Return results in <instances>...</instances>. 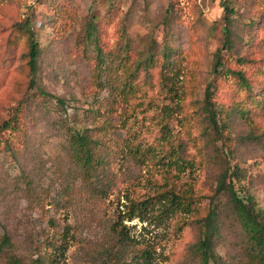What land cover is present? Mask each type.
Segmentation results:
<instances>
[{"label": "rangeland", "instance_id": "1", "mask_svg": "<svg viewBox=\"0 0 264 264\" xmlns=\"http://www.w3.org/2000/svg\"><path fill=\"white\" fill-rule=\"evenodd\" d=\"M26 17L40 47L35 75L20 31ZM117 49L132 66L135 90L113 112L112 124L96 129L86 109L109 94L107 67ZM219 51L227 67L246 59L249 86L215 73ZM152 54L159 63H147ZM166 58L172 90L161 76ZM37 84L64 102L37 92ZM209 84L226 142L203 119ZM22 95L23 141L15 152L0 149V264L116 263L114 252L122 246L112 226L125 213L126 195L158 193L168 176L159 156L140 160L132 147H168L165 136L174 137L190 163L177 187L192 185L199 213L155 218L161 205L156 201L148 218L125 220L127 255L151 243L153 255L144 264H206L198 249L204 226L197 219L213 209L216 259L208 264H252L251 242L231 197L217 186L226 167L238 165L244 174L238 191L253 194L264 208V0H0V119ZM240 106L247 107L244 116ZM90 127L103 140L94 149L102 161L95 158L87 168L70 139L74 129Z\"/></svg>", "mask_w": 264, "mask_h": 264}, {"label": "trees", "instance_id": "2", "mask_svg": "<svg viewBox=\"0 0 264 264\" xmlns=\"http://www.w3.org/2000/svg\"><path fill=\"white\" fill-rule=\"evenodd\" d=\"M228 10H233L232 7L226 5ZM227 40L230 41V29L227 26ZM20 31L26 37V43L28 50L26 51V60L30 73L36 74L38 70V58L40 53V47L38 40L34 37V31L30 27V18L26 17L20 25ZM93 32H90L89 38H93ZM101 49V47H100ZM100 54V52H99ZM102 56V55H100ZM167 57V56H166ZM101 58V57H100ZM114 62H110L107 67V79L106 85L109 89V94L106 97H97L93 104L86 109V115L93 118V126L98 128L100 123L101 130L107 128V125L111 123L112 114L114 111L120 109L122 103L128 102L131 93L135 90L133 83L130 81L132 74V66L128 61V57L123 55L121 49H117L114 52ZM152 64L159 63V58H155L154 55H150L147 59V63ZM237 62L239 65L236 67L226 66L225 60L222 58L220 51L217 54L216 62L214 64V71L217 75H228L231 74L238 79L243 86H249V78L246 75L242 64L246 62L244 57H238ZM118 63V64H117ZM117 64V65H112ZM241 64V65H240ZM121 67L120 72H118ZM168 59H164L161 62V76L164 82L165 89L172 90V84L170 78L173 75L171 73ZM99 74V70H95L94 73ZM35 85L34 77L29 79L28 86L32 87ZM212 85H207L205 92V104L203 109L205 114L203 116L204 122H207V126L213 129L216 137L223 138L226 142L228 140L224 135V123L221 117L222 112L215 107V103L212 101L213 90ZM37 92L43 95L55 96L59 102H64L63 98L54 95L47 91L40 85H36ZM120 96V98H118ZM26 97L24 95L17 97L15 101L9 105L5 110V115L0 119V149H8L15 152L22 143L23 135H25L24 123L19 115L20 110L24 107ZM117 106L115 107V105ZM104 108L106 110H104ZM169 108L173 111L176 110L177 105L174 102L169 103ZM110 109V110H108ZM121 112H125L124 107ZM247 107L240 106L239 113L241 115L246 114ZM221 118V119H220ZM112 124V123H111ZM90 127L85 130L74 129L70 139V146L76 155V158L85 167L90 168L95 160L101 163L100 157H95L94 149L99 144L103 143V140L92 134ZM91 131V132H90ZM164 140L168 144L166 147L165 143L156 146L152 144H146L145 147H140L139 144H134L132 147V153L136 158L142 160L145 155L156 158L159 156L161 162L166 164V172L168 173L167 180L164 183V189L160 192L144 197L143 199H135L126 195L128 202L126 203L125 213L118 217V220L113 224L112 229H118L116 233L119 236L118 241L121 243V249L115 251L114 264H144L141 260L149 261L153 255L151 243H147L144 247L139 249V253L132 257H129L128 247L131 243L128 241L129 236L126 232L127 224L126 219H133L134 217H140L141 219L148 218L149 210L152 209V205L159 200L161 203L159 211L155 213L153 217L163 218L175 215L179 212H186L190 217H195L199 213V206L197 205L200 201L197 199L192 185H187L184 188L177 187L176 179L181 176L182 172H185L190 166L187 159L183 157L182 149L180 144H175L174 137L165 136ZM231 148L229 151L231 152ZM243 171L238 165L227 166L222 175L219 178L217 191H228L232 203L234 213L238 216L241 224L248 236L251 246L248 249L250 262L252 264H264V208H260L257 204V199L251 193H241L238 191L236 184L241 180ZM172 181V183H171ZM197 203V204H196ZM214 210L210 209L208 214L204 218H198L197 220L203 223V237L198 243V249L201 253L202 260L208 264L212 259H216V253L214 250V233L216 232L217 224L215 221ZM65 237L70 236V229H72L69 223L64 226ZM3 242H8V238L5 237ZM4 249V246L0 245V251ZM109 257H112V252H107ZM121 260V262L119 260ZM17 264H20L16 260ZM218 264V263H214Z\"/></svg>", "mask_w": 264, "mask_h": 264}]
</instances>
